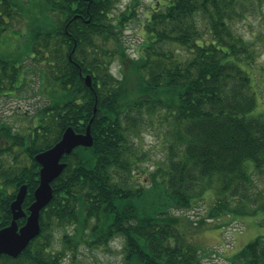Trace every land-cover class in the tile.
I'll list each match as a JSON object with an SVG mask.
<instances>
[{
  "label": "trees",
  "instance_id": "16d2710c",
  "mask_svg": "<svg viewBox=\"0 0 264 264\" xmlns=\"http://www.w3.org/2000/svg\"><path fill=\"white\" fill-rule=\"evenodd\" d=\"M9 1L1 10L19 6L28 28L20 26L17 42L25 44L13 52L8 30L0 29V101L24 97L30 71L39 73L38 93L49 100L15 122L0 103V230L11 224L24 185L29 214L40 184L38 154L69 127L85 133L90 123L94 144L63 158L67 167L52 183L40 235L16 259L0 254V264H78L82 247L100 249L118 237L123 264H203L218 253L178 230L194 221L186 212L210 196L201 226L223 216H264V68L258 72L256 44L235 29L264 0H164L147 16L134 56L123 35L138 16L137 0L119 13L120 0ZM23 119L28 126L17 127ZM145 125L165 128L169 154L154 171L142 170V184L135 181V138ZM229 262L264 264V236Z\"/></svg>",
  "mask_w": 264,
  "mask_h": 264
},
{
  "label": "rangeland",
  "instance_id": "374dc122",
  "mask_svg": "<svg viewBox=\"0 0 264 264\" xmlns=\"http://www.w3.org/2000/svg\"><path fill=\"white\" fill-rule=\"evenodd\" d=\"M134 0H120L118 8L115 13L125 11V9L132 4ZM164 0H137L135 10L138 14L124 31L123 39L130 47V54L134 56V51L138 46L143 43V26L146 18L154 8H157L159 3ZM264 9L258 11L254 15L247 14L245 18H239L235 22V29L238 34L244 37L247 41H253L256 44L257 49V67L258 72L260 68H264ZM20 25V24H19ZM15 26V28H18ZM14 29V27H13ZM21 37L20 32H8L5 36L7 42H9L8 48L13 50L17 47L22 51L25 42H17V39ZM17 46V47H14ZM30 66V69L34 68L30 59L25 62ZM112 72L121 77L119 72V64L114 63L112 66ZM262 74L263 71H261ZM39 73L36 71H30L27 74L28 78H31V85L25 89L24 97L7 98L1 100L2 114L10 115V121L15 122L20 114L33 115L41 107L48 104V96L45 93H38ZM261 110L264 111V88L262 90L261 97L259 98ZM23 122V123H22ZM22 122L17 123L18 126H28L29 122L23 119ZM165 128H153L152 126L145 125L141 133V138H135V142L138 145L137 165L140 169L135 170V181L146 184L148 179L146 174L142 172L146 171L150 173L155 170L159 165H163L167 161L169 154V143L164 141L163 136ZM260 186L264 185V180L259 181ZM213 193V192H211ZM210 193V194H211ZM210 196L206 197L205 201H202L196 209L190 212H186L192 222L182 221L178 226V230L184 233L188 237H192V242L199 249H214L218 255L211 254L205 257L203 264H230L229 258L236 252L245 247L248 243L254 241L258 236H264V216L259 214L257 217H243V216H223L219 219L211 220L201 226L199 225L200 216L206 214V203H210ZM185 212V211H184ZM183 212V213H184ZM62 232L59 230L56 232L55 245L61 247ZM124 257V241L121 237L114 238L111 243L100 249H88L82 247L78 254V264H123Z\"/></svg>",
  "mask_w": 264,
  "mask_h": 264
},
{
  "label": "water",
  "instance_id": "95a60500",
  "mask_svg": "<svg viewBox=\"0 0 264 264\" xmlns=\"http://www.w3.org/2000/svg\"><path fill=\"white\" fill-rule=\"evenodd\" d=\"M88 86L92 85L91 76L85 77ZM94 139L91 132V123L85 133H77L69 127L63 134L62 139L51 149H48L35 158L40 164V184L35 191V201L27 209H23V203L27 195V186H22L11 205L13 214L9 226L0 230V254L11 258H18L29 244L41 233L40 217L41 211L51 202L53 198L52 183L63 173L67 163L62 162L66 155H70L79 147L91 148ZM26 218L24 225L20 226L18 221Z\"/></svg>",
  "mask_w": 264,
  "mask_h": 264
},
{
  "label": "flooded vegetation",
  "instance_id": "af4514ba",
  "mask_svg": "<svg viewBox=\"0 0 264 264\" xmlns=\"http://www.w3.org/2000/svg\"><path fill=\"white\" fill-rule=\"evenodd\" d=\"M19 1L23 2L27 0H19ZM3 3H4L3 0H0V7H2ZM7 3L12 6L9 0ZM25 3L27 4V2ZM18 25L19 27L15 28V26ZM20 26L24 32L28 28V18L23 11H20L19 6L16 5L13 8L7 9L5 12H3L0 8V29H5L8 30V32L16 33L18 30H20ZM22 36L24 37V34H22ZM20 41L23 42L24 39L22 38Z\"/></svg>",
  "mask_w": 264,
  "mask_h": 264
}]
</instances>
